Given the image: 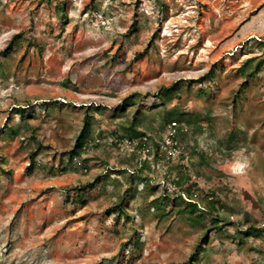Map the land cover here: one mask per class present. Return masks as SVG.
I'll use <instances>...</instances> for the list:
<instances>
[{
    "label": "rangeland",
    "instance_id": "rangeland-1",
    "mask_svg": "<svg viewBox=\"0 0 264 264\" xmlns=\"http://www.w3.org/2000/svg\"><path fill=\"white\" fill-rule=\"evenodd\" d=\"M163 1L160 9L158 0H0V264L186 263L205 230L173 209L174 193L182 191L173 184L176 164L198 198L212 200L228 221L208 235L197 264H264V236L238 242L249 226L264 231V66L241 87L235 73L239 62L263 52L264 0ZM206 75L200 92L190 81ZM179 79V96L160 106L155 94ZM132 95L135 104L111 118ZM49 101L57 104L34 114ZM97 105L106 112L90 113L98 146L82 156L85 173L64 155L85 109ZM175 108L180 127L188 123L176 143L188 158L179 163L167 125L159 131ZM21 112L31 130L20 124ZM136 112L143 114L133 130L153 138L165 158L137 154L141 170L130 185L117 172L128 165L130 147L113 142ZM9 126L20 127L19 135L1 133ZM241 149L250 167L237 176L228 165ZM88 184L85 206L65 202ZM127 188L136 195L125 197ZM164 195L165 217L149 207ZM122 201L129 218L116 222L105 212Z\"/></svg>",
    "mask_w": 264,
    "mask_h": 264
},
{
    "label": "trees",
    "instance_id": "trees-1",
    "mask_svg": "<svg viewBox=\"0 0 264 264\" xmlns=\"http://www.w3.org/2000/svg\"><path fill=\"white\" fill-rule=\"evenodd\" d=\"M158 6L160 9L165 7V2L163 0H158ZM64 6V3L61 4V7ZM136 30V23L132 24L129 28V33H127L126 36H128L130 33L135 32ZM18 37H13L7 47V50H11L16 44H17ZM252 40V39H249ZM258 45L260 48L263 49V52L259 56H255L246 60H243L239 62L238 67L235 69L236 75L241 79V86L246 84L249 80L253 79L262 69L264 66V37L261 39L258 38ZM247 42V41H246ZM207 75L202 78H196L192 79L190 81L193 85H198L200 92H203V85L205 81L208 79ZM183 84V80L179 79L178 81L172 83L168 87L161 88L155 96L158 97V99L161 101L159 104L160 106H165V102L167 100H170L173 96H179V89L180 86ZM136 96V95H135ZM135 97L129 96L127 97L128 101L124 100L122 103L117 105L114 108V114L111 118H120L121 116H124L126 113L128 107H131L135 104ZM50 104V105H49ZM56 101L53 102H42L39 110L37 109V112H34V114L39 115L41 113H44L47 111V106H54L56 105ZM65 105V104H64ZM65 107V106H64ZM85 107V106H80ZM151 107H156V103L153 102L151 104ZM91 111L93 113L103 114L106 112V107L97 105L93 108H90L88 106L85 109L84 118L82 120L81 127L78 131V133L74 137V145L71 150L67 151L64 155L66 164L72 163L76 161L80 167V169L84 170L86 173L88 171L87 162L88 159L83 158L84 152L89 148L93 147L96 148L98 145V140H94L92 136V124L91 121L93 120V116L90 115ZM143 114L142 112H136L134 116L132 117L131 123L128 125V127L125 129L126 133L125 135H118L115 133V141L113 142L116 144L117 147H130V152L132 153V156L129 157L127 160V166H121L120 170H117L119 175H122L125 179L129 180V184L131 185V182L133 183V177L134 175L138 174V171L141 170L139 167L140 163H137L136 155L142 154V153H153L152 158L157 161L158 159L164 160V155L162 154V148L159 144H157L153 138L150 136H146L144 134H141L139 132H136L133 130V124L137 120V117L139 114ZM181 113L179 109H170L169 111L165 112L163 115V126L160 127L159 131L160 133L164 132L166 130L165 125H167V128L169 129V134L171 140H173L175 143H181L183 142L182 134L186 130V125L188 123H184V127H180L178 124L179 122L176 120L178 116H180ZM32 118L35 115H29ZM18 118L20 121V124L24 126L27 130H31V124L28 122V117H25L23 112L18 114ZM165 124V125H164ZM172 124H174L172 126ZM19 129L20 127H14L9 126L6 127L1 133L3 132L4 135L9 137H16L19 135ZM167 129V130H168ZM30 140L35 142V151H39L41 148L40 143L37 141L35 136H31ZM194 152V149H193ZM31 154V157L32 158ZM188 158V155L184 154L183 151H181L178 155L177 163H179L182 160H186ZM200 158V164L206 165V156L203 153H199ZM61 161V160H60ZM170 162V161H168ZM36 163H32V166H34ZM39 165L41 163H38ZM61 164H64L63 161H61ZM177 165V169L179 173L177 174V178L174 181V185L181 188V192H175L174 197L172 199L173 209L176 210V212L187 222L190 223L193 226L201 227L205 230L204 235L199 240V242L195 245V248L193 249L191 255L189 256L188 260L184 264H197L198 260L201 259V256L203 253L207 251L206 245L208 244V235L212 231H220L222 230V226L226 225L228 223L226 217H220L218 215V212L216 210L215 203L212 202V200H209L208 198L199 199L197 194L195 193V185L188 184L190 182L191 178L190 175L185 171L184 165ZM66 170L65 167L61 169V171ZM129 174V176H128ZM127 176V177H126ZM99 178H96L95 181L98 182ZM144 182L147 183L146 179H141V183ZM144 183V184H146ZM92 184V183H91ZM91 184H88L86 186L77 187L74 190V193L72 195H66L65 202L72 204H78L79 206H85V194L87 193V190L91 188ZM186 184V185H184ZM147 186V184L145 185ZM184 186V187H183ZM133 192L132 189L127 188L125 190L124 196H128V194H131ZM132 195H136V192H133ZM166 201L165 195L156 199H153L149 202V207L156 212L161 213L162 216H167L168 212H166L164 208V203ZM105 214L111 215L115 214V221L118 222L121 217L125 218V220H128L129 215L127 214L125 207L123 205V201L119 204H115L111 206ZM210 217V220H208V223H206L205 217ZM214 216V218H212ZM225 219V220H224ZM136 232V231H135ZM261 236H264V231L261 229H256L253 226H249L244 232H240L238 237V242L240 244H243V242L247 239H253V238H259ZM139 244V239L135 240L134 245L137 248Z\"/></svg>",
    "mask_w": 264,
    "mask_h": 264
},
{
    "label": "clouds",
    "instance_id": "clouds-1",
    "mask_svg": "<svg viewBox=\"0 0 264 264\" xmlns=\"http://www.w3.org/2000/svg\"><path fill=\"white\" fill-rule=\"evenodd\" d=\"M243 149L235 152L233 160L229 162L228 168L233 175L242 176L245 175L250 167V161L247 156L244 155Z\"/></svg>",
    "mask_w": 264,
    "mask_h": 264
},
{
    "label": "built area",
    "instance_id": "built-area-1",
    "mask_svg": "<svg viewBox=\"0 0 264 264\" xmlns=\"http://www.w3.org/2000/svg\"><path fill=\"white\" fill-rule=\"evenodd\" d=\"M173 125H174V124H172V126H173ZM167 142H171V143H170V146H171V148H172V151L174 152V154L171 153V155H172V156H174V155L178 156V155H179V151H177L176 143H175L173 140H171V138H170V134H169V137H168V139H167Z\"/></svg>",
    "mask_w": 264,
    "mask_h": 264
}]
</instances>
